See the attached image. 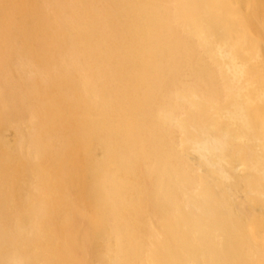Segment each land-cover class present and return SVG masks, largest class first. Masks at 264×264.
Listing matches in <instances>:
<instances>
[{
  "label": "bare ground",
  "instance_id": "obj_1",
  "mask_svg": "<svg viewBox=\"0 0 264 264\" xmlns=\"http://www.w3.org/2000/svg\"><path fill=\"white\" fill-rule=\"evenodd\" d=\"M0 264H264V0H0Z\"/></svg>",
  "mask_w": 264,
  "mask_h": 264
}]
</instances>
